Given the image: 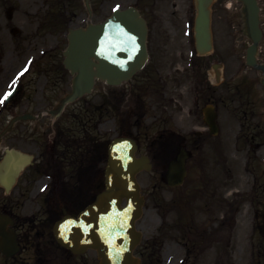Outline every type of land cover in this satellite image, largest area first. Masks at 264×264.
<instances>
[{
	"label": "rangeland",
	"instance_id": "374dc122",
	"mask_svg": "<svg viewBox=\"0 0 264 264\" xmlns=\"http://www.w3.org/2000/svg\"><path fill=\"white\" fill-rule=\"evenodd\" d=\"M98 1L99 0H96V13L94 12L93 17L91 18L92 21H99L100 19L108 15L111 12V8L116 4L127 6L129 3L128 0H107L108 2L103 4ZM179 3V0H171L172 5L170 3H167L164 4V6L161 8L166 13L167 19L173 20L172 14H175V19L172 23H163L166 28L165 32L161 33L160 35L158 46L154 39V33L151 41V43H154L151 45H153L152 47H154L153 50H156V56H160V63L163 66H166V64L168 66L164 67V69L162 70L164 72L166 71L168 75L175 74V76L178 72L177 70H179V68L183 66L187 67L189 63L188 59H191V56L189 55L191 46L190 43H187L189 39L182 36V18L184 14L183 10H185L186 8L184 7V9L183 7L176 6ZM12 4L17 8L16 13H14L13 20L10 21L9 19H7L6 11L9 7H11ZM173 4H175V6ZM48 9L49 8H47L45 0H2V2H0V67H21L29 55L38 56L40 55L41 50L44 51L50 49L57 44L59 45V47L62 46L63 39L65 37L63 34L64 30L53 28L51 32H49L43 30V24H40L41 22H43V15L45 12H47ZM151 10L153 9L151 8ZM63 11H66V9H63ZM192 13H194V10H192ZM240 15L241 6L233 0H218L214 5V32L216 37V48L213 56L207 59L208 61L206 63L209 67H211L210 65H212L214 62L220 61L223 66L226 67V78H229V75H234V71H237V69L249 70L245 65V54L247 45L250 41L248 37L243 33H239V26L242 25ZM69 17L70 20L71 18H73V21L72 23H70L69 27H76L80 25L82 26L90 20L88 19L89 17L86 11L81 9V6H79L78 14L76 16L70 14ZM160 17L161 19L165 20L161 14ZM175 22L177 28L173 29V26H175ZM152 25L153 28L155 27L156 29L157 25L155 23H153ZM39 26V30L41 32L37 33V28ZM12 27L20 28L22 33L14 37L10 32ZM175 32L178 34L175 35ZM46 56L47 57H45L44 59H39L36 62L35 66L56 67L57 65H59L60 57H58V55L56 56V52H54L53 54H48ZM36 69L33 71V75H30L27 78L26 86L28 93L33 97V100H35V103L32 104V108L30 111L34 112L36 110V112H40L45 105L49 106L48 101L50 99H52L53 97L56 98L60 94L58 93V91L61 92L62 90L66 89V85L61 88L55 89H51L48 86L43 90L41 86L47 81L43 75L36 74L40 70ZM15 70L16 69L13 70V73L15 72ZM246 74H250L251 76V70H249L248 73H241L238 79L245 77ZM0 75L1 85L6 82L9 77L7 72H1ZM189 77L190 75L187 73L186 78H181L179 75L178 78H180V80H176L174 81V83L171 80L166 94L154 92L151 89L144 88H142L139 92H127V101L124 102V115H128L131 110H135L137 114H141L145 123L142 125V132L144 133L146 125L148 126L151 123L149 118L146 117L147 113L153 109V106L157 107V105L154 104V101H159L160 99L166 106L167 104H169L168 106L170 112L174 114V116H172V119H176L175 122L181 124V122L178 120L179 115L184 120L185 116L183 112L180 111L179 106H184V102L186 100H189L191 95L195 94L194 91L191 90V85L189 84L188 80ZM120 88H123V86ZM120 88H117V90L119 91ZM105 91L110 93L107 88L104 89L98 87L96 94L91 98V100L100 99V95ZM111 94L114 97L120 95L119 92L116 93L113 91L111 92ZM153 94L156 95V97H154ZM138 102L141 103V106L139 104L140 108H137ZM37 105H39V108H36ZM230 110L233 111L230 107H226L225 110H223L224 115L230 116V114H227L226 112ZM133 116L134 112H131L129 117L131 118ZM156 117L160 118L161 115L158 113ZM50 121L51 119L47 118L48 127ZM109 125L111 126L110 123ZM106 127L107 124L105 123L101 128L105 131ZM156 128L157 125H155L152 130H148V132H146L147 136L143 135V147L145 151H151L154 148L151 143L153 139L156 138V136L154 135ZM21 145L24 148L31 150L30 145H27L26 143H21ZM161 172L162 167L156 165L152 172H145L140 175V182L147 197L146 210L141 226L145 230L146 241L149 240V242H151L153 238L158 237L159 247H163L161 264H179V259L185 255V250L182 247L183 244L181 240V232L184 233V226L175 225L180 219L178 217V211L170 212L166 210L164 212H161L163 211V208L158 204V202H169L172 198L175 197L174 190L166 189L164 187L161 188L158 181V177L161 175ZM155 184L158 185V190L154 189ZM253 217H255L254 214H251V218ZM164 218L167 221V224L171 226L169 231L164 227V232L167 234L160 232L163 228L162 221L164 220ZM257 219V224H260L261 217L259 216V219ZM164 237L165 240L163 239ZM253 239H255V242L262 241V238L258 233L255 234ZM161 241L164 242L163 246L160 245ZM238 250L239 249H237V252ZM229 256L230 264L241 263V261H239L238 255L236 258H234V256L229 253ZM242 263L244 262L242 261ZM190 264H200V261H198L197 263L192 262ZM221 264H227V260H225Z\"/></svg>",
	"mask_w": 264,
	"mask_h": 264
},
{
	"label": "water",
	"instance_id": "95a60500",
	"mask_svg": "<svg viewBox=\"0 0 264 264\" xmlns=\"http://www.w3.org/2000/svg\"><path fill=\"white\" fill-rule=\"evenodd\" d=\"M247 5L250 34L256 43L261 39L259 28V9L255 0H243ZM213 0H197L198 17L196 22V41L200 53L212 49L209 6ZM126 16L132 26L139 21L131 20L139 16L135 10L119 12ZM119 24H126L116 20ZM111 23L92 26L87 29L72 30L69 37V48L65 53L66 67L77 73L74 79L73 93L63 101V105L91 91L95 77H100L112 84H119L128 79L132 72L146 57L133 61L129 52L119 56L116 51H109L108 28ZM133 32L138 36L136 29ZM145 40L140 39L141 43ZM255 45L249 49L248 62H253ZM120 58V59H118ZM98 60V63L95 62ZM114 61H120L115 65ZM128 66V67H125ZM136 143L131 139H117L110 150L109 164L106 169V189L97 201L91 205L81 220L75 224L73 220L61 223L57 237L65 247L77 251L78 236L86 237L89 230L90 244L99 251L101 264H136L133 250L140 242L141 233L135 231V221L141 217L144 198L140 195V186L136 174L142 169H150L149 160L145 157L138 160L135 157ZM174 169L173 177L169 175V183L181 182L185 173L183 159ZM126 200V206L122 204ZM78 226V228H77ZM79 234V235H78Z\"/></svg>",
	"mask_w": 264,
	"mask_h": 264
},
{
	"label": "flooded vegetation",
	"instance_id": "af4514ba",
	"mask_svg": "<svg viewBox=\"0 0 264 264\" xmlns=\"http://www.w3.org/2000/svg\"><path fill=\"white\" fill-rule=\"evenodd\" d=\"M155 7H157V9L152 10L146 17L149 23H155L157 25L156 29L155 27L153 28L152 25V29L154 30V39L158 46L161 29L160 23H162V21L158 6L155 5ZM152 44L154 43L152 42ZM260 59L264 63V49L260 51ZM156 66L157 65H154V67ZM262 77L263 74L261 72L251 69V135L254 142L258 139L256 146H260L261 139L264 137V106L261 100L262 93L260 91V87L262 88L263 86ZM211 88L212 87H209L204 97V103H213L218 111V103L219 100L222 99L221 91ZM31 131H33L31 129V124L28 123L24 128V132L28 136L31 134ZM204 134L206 133L198 134V132H194V134L191 133L189 136L185 135L184 138H178L177 142L174 139L173 142L169 143L166 147L168 153L172 152L171 158L175 157V154L180 151V148L183 146L190 153L188 161L189 169H191L192 165L203 168V163L207 160L205 150L206 143L202 140L206 138ZM39 137H41V134H39ZM38 141H41V139H38ZM4 143L3 140V144ZM218 144L222 147V142L220 140H218ZM218 144L216 145L217 150L219 149ZM2 150L3 153H1ZM2 150H0V158L5 153V148ZM194 150L200 153V156L195 159L196 162L192 160L194 158ZM45 162L46 160L43 159L41 155H38L35 157V164L29 168L28 175H26V172L23 174L10 195L6 197L4 193L0 192V214H7L14 218L15 224L12 228L15 229L17 233V243L20 247L18 252H11L12 254L10 256L5 255L0 249V264H53L54 262L57 264L61 255L58 254V251L52 250L54 242L49 240V215L55 217L58 214H62L65 209L71 212H77L94 197V192L90 191L89 188L88 191L86 188L85 190L82 189L80 192L74 190L65 191L63 185L59 183V179L61 178L59 175L52 176L53 180L50 190L42 192L41 187L44 179L41 174H48L47 169H43L47 167ZM224 162L227 163L226 159ZM52 163L53 168L55 164H58L55 161H52ZM229 172L231 173L229 181L233 179V183L236 177H233L232 170ZM50 174L55 175L54 170L51 171ZM61 180H63V177ZM87 182L88 184L86 187H89L90 177L87 178ZM218 234L219 239H222V233ZM91 257L92 255L88 253L80 257L69 256L71 259H84V264H94V261L92 262L90 260Z\"/></svg>",
	"mask_w": 264,
	"mask_h": 264
}]
</instances>
